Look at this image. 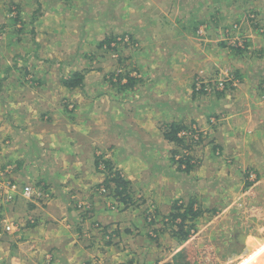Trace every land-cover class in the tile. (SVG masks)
<instances>
[{"label": "rangeland", "instance_id": "rangeland-1", "mask_svg": "<svg viewBox=\"0 0 264 264\" xmlns=\"http://www.w3.org/2000/svg\"><path fill=\"white\" fill-rule=\"evenodd\" d=\"M144 1H128L127 4L132 5L135 11H132V14H129L127 17L111 16L112 11L110 10L114 7L111 1H107L104 5V10L101 13L95 14L92 18L85 17L80 19L76 17L73 18V21H65L64 17L60 20L56 17V22L53 19L55 16L50 17L52 19L49 20V23L52 27L67 28V22L71 23V26L74 24L76 26L81 25L82 28L85 27V31L84 29L76 30L73 27H69V32L67 31L66 34H63L68 35V37L62 40L43 31L39 34V40L43 41V43H40V46L36 47L34 46L35 43L33 42L32 44V41L29 39L30 32L16 30L18 21L27 19L28 17L22 15V19H16L13 16V11L16 10V7L10 5L9 0H4V2L1 0L0 74H4L5 69H8V71L6 72L7 79L4 88L7 90L2 93V99H0V124H7L5 127L9 131V129L14 130L13 125L22 124L20 122H23V119L28 121V124H33V118H35L39 121V124H62V126L58 127L60 135L69 131L67 124H93L97 126L108 124L110 121L105 120L108 117L105 110L106 106H110V102L106 100L103 94L99 97V102L104 108L101 111L88 114L87 117L83 115L82 110L78 109L80 104L75 99L76 96L73 95L80 92V96L83 94L85 98H91V88L88 85L95 81L94 79L89 80L86 83L87 85H84L82 89L74 90L75 92L69 91L73 92V94L67 95L58 91L56 98H54V94L45 89V94L50 103L49 107L53 103L55 105L54 110L46 109L47 112L37 113L36 111L34 113L35 110L29 109L31 114L26 116V118L24 117V114L27 113V105H23L20 109L17 104L24 99V96L29 95L30 91L22 90L14 85L13 82H26L28 84V81H31L32 85L29 87L33 91H36L43 85L46 88L48 85L52 87L56 83V79L60 82L62 75L68 76L75 70H89L91 72L89 73L94 74V78L101 80V82L109 81L110 84L108 85L112 86L110 90L115 91L112 94L118 95L116 100L123 103L122 108L134 120L130 124H141V118L146 117V115H143V111L154 109L153 107H156L158 101H160V104L164 100L167 103L169 101L173 103L175 98L171 97V95H174V93H171L170 89L175 87L177 93L182 92L183 90L180 88L191 86L187 85V82L193 84V81V86H195L194 91L198 94L201 93L199 94L202 95L199 96L200 98L204 97L203 101L198 99L194 105L199 110L203 108L209 112L212 111L209 108L211 101H215L218 97L217 91L222 90L217 86V82L220 79L216 78L215 71L217 70V73H220V70H227V67L221 61L218 66H214L209 73H206V70H208L206 64L199 66L200 63L195 62L194 57L191 60L189 59L190 51L193 50L190 46L192 42L194 49L200 53L210 47V41L201 45L199 40H197H201L200 31L198 33L191 32V29H198L199 27H195L191 22H189L190 24L185 23V18H187L185 13L187 14V11L184 12V10L189 5H195L196 0H150V2H153L152 5L154 7L150 8L149 13L137 14L136 9ZM241 1L244 3V0ZM249 1L252 2L247 3ZM249 1H245L247 4L238 5L241 11H245L242 12V16H244L243 22L238 23L237 21L238 24L236 23V25L237 27H240L239 25L245 26L246 30L259 26L260 32L254 33L252 31L250 37L251 39H255V36H262L264 38V11L262 10L264 0ZM213 4L220 5V15L222 16L220 17L219 24L223 27L228 17V12L231 10L229 8L232 7V1L227 0L225 3L224 0H218V2L210 0L209 4L206 5V12ZM23 6V9L28 8L25 5ZM129 10L131 9L127 8L128 12ZM157 12L162 13V15H157ZM196 24H199V22ZM45 25L47 24L43 26ZM236 25L234 24V26ZM25 26H28L26 22ZM86 29H89V32ZM224 30L226 31L223 35L221 33V35L224 38H228L224 41L226 42L225 48H227L223 49L224 53H230V50H232L233 53L237 54L238 51L236 52L232 48L238 47L241 44L240 33L232 36L228 28H224ZM76 36H80V38H76ZM192 36H196L197 39H193ZM186 37H188L187 40ZM209 37L210 34L207 32L202 38L203 40H210L211 37ZM12 39L14 40L12 41ZM32 40L34 41L33 33ZM105 40H111L108 43L109 45L105 43ZM176 41H180L179 44ZM80 42L84 43L82 47L75 46ZM28 43L29 45H26ZM215 53L213 52L212 54ZM243 55L244 52L239 54V58L236 60L238 65L239 62L240 64H244L243 61H245L246 65L256 66V64L250 62L251 58L246 59L245 56L243 58ZM207 58L209 67L213 62L216 63L209 56ZM169 59H171L173 65L166 63ZM230 64L232 65V63ZM259 64H262V62H259ZM237 68L245 76L247 72V75H255L259 71L256 68L255 71L245 72V67L241 65ZM237 68L233 65L229 68V72L234 73ZM174 72L177 74L175 78L173 77ZM45 73L48 76L44 77ZM40 75L41 77H39ZM126 76L132 77L128 83ZM126 83L127 86H124V88L127 89V94L124 100H122L125 91L123 85ZM226 86L228 88L225 90V93L231 95L230 86L228 84ZM202 92L204 93L202 94ZM235 93L236 90H234L233 94L235 95ZM158 95H160L159 98H157ZM229 99V104H231V98ZM15 108L17 109L16 111L14 110ZM187 108L189 112H192V106H187ZM213 109L217 110L215 107ZM230 109L227 120L233 122L234 112L231 106ZM124 110H116L113 117H117L118 112L123 113ZM31 116L32 118L29 119ZM211 119H214L213 115H211ZM215 125V123L201 125L193 123L186 125V128L190 127V132L182 129L179 133L180 136L187 134V137L183 140L185 144L182 147H175L173 145L170 148L164 145L157 146V141H155V144H151L153 148L150 145L145 148L148 154H141L136 144L129 143L128 156L126 154L123 158L119 157V167L122 169L123 174L133 177L134 180L143 178L142 180L144 181H140L143 182L145 191L149 193V184L146 180L155 177L156 182H158L161 175V171L158 170L156 172V168H154L152 176L148 178L147 175L150 174L149 168L156 162L160 163L165 171L163 172L164 176L158 182L162 185L159 186V190L167 182H170L174 191H169V199H172L171 194L175 193L176 198L174 201L178 200L186 204L191 197L196 201L194 207L201 210L198 217L192 220L194 228L189 231V235L191 236V248H189L187 244H178L177 238L172 236L175 226L167 218L168 214L161 213L164 212V209L157 210L153 208L154 195L150 194L149 197H142L143 204H149V207L144 210L143 220L139 221V225L145 230L137 227L131 232L134 238L128 237V240H123V245L127 244L130 253L133 251L134 255H142L141 249L145 248L146 253L144 256L157 258L156 262H160L159 264H170L173 255L177 251L185 249L187 259L193 260V264H236L240 259V254H242L241 248L248 243V239H246V234L244 233L245 230L251 232L254 236L264 239V161L261 159L256 160V151L254 150L253 152L252 149L250 150L251 154L247 150L246 153H242V160H231V154H229L228 150H224L222 153L216 152L214 149L217 141L220 139H217V127ZM30 130L33 129L30 128ZM2 134L3 131L0 130V139L2 138ZM17 134L21 135L20 139L23 142L26 141L27 134L24 130ZM34 134L35 132L33 131L30 135L34 136ZM9 147L10 144L8 145L5 141L0 140V155L2 153L3 156L4 152H6L5 150L10 151L15 146ZM25 148L27 150L31 149L29 141L25 143ZM173 150L176 151L174 162L170 161L171 158L157 160V157L163 154L169 156L168 152H172ZM187 158H191V168L186 171L184 162ZM56 159L59 162L62 158L58 156ZM97 162L99 160H94L92 163L94 169L96 165V169L102 175H106L104 165L100 163L97 166ZM115 169H117L116 166ZM12 174L19 176L16 173ZM247 181L252 182V184L247 185ZM5 182L7 188L5 189L3 203H0V220L4 222L2 225L0 224V245L4 250L10 247L11 244L19 247V234L23 236L25 229L24 220H22L23 215L18 218L19 214L15 212L16 206L12 200H16L17 198L31 200L30 197H32L21 194L20 189L15 197L12 191H10L12 188L8 187L10 183L8 179ZM29 184L34 190L40 187L37 186L35 188L36 184L31 182ZM137 185L138 181H136L135 187H138ZM170 185L167 186L169 189ZM100 189L102 190V188ZM98 192L101 193V191ZM106 194L107 192L103 190V196ZM163 197H167L166 194H163ZM137 200L138 205H140L141 200L138 198ZM78 206L79 208H75L78 214L82 210L85 211L86 207L84 205L82 207ZM156 213L157 215H155ZM160 214H164V216L157 217ZM146 215H148V218ZM6 222H10V225L17 226L18 228L15 230V233L9 231L8 238H4V233L2 232ZM131 222L126 221L127 224ZM188 222L186 220V224H192ZM229 225L242 230L234 232L230 238L228 232ZM96 229L101 233L102 226L96 225ZM137 230H141L140 235L138 232L134 234ZM192 232H195L193 236ZM103 235L106 240H109L107 235ZM241 235L244 236L242 237ZM251 238L252 236H249V239ZM143 242L147 248L142 245ZM112 252L119 254L116 249H113ZM13 264H16V262Z\"/></svg>", "mask_w": 264, "mask_h": 264}, {"label": "crops", "instance_id": "crops-1", "mask_svg": "<svg viewBox=\"0 0 264 264\" xmlns=\"http://www.w3.org/2000/svg\"><path fill=\"white\" fill-rule=\"evenodd\" d=\"M107 1H111L114 4V7L110 10L112 11L111 16L127 17L129 14H132V11H135L132 5L127 3L128 1L136 0H9V4L16 7V10L13 11L15 15H18L16 19H22V15L28 17L27 19L18 21L16 30L30 32L29 39L32 41L31 43L33 44L34 42V46L39 47L40 43H43V41L39 40V34L43 31L54 35L60 40L68 37V35L63 34H66L67 31L69 32V27H73L76 30L84 29L85 31V27L82 28L81 25L76 26V24L71 26V23L67 22V28H62V26V29L59 26L57 28L52 27L49 23V20L52 19L50 17L55 16L53 19L56 22V17L58 20L64 17L65 21H73V18L76 17L80 19L85 17L92 18L95 14L101 13L104 10L103 8ZM204 1L196 0L195 5H189L185 8L184 12L187 11V14L185 13L187 15L185 23L190 24L189 22H191L195 27H199L198 29H191V32L198 33L200 31L201 40L197 39L196 36H192V38L199 40L201 45L210 41V47L200 53L194 49L192 42L190 46L193 50L190 51L189 59L191 60L194 57L195 62L200 63L199 66L206 64L208 66L206 73H209L214 66H218L222 61L227 70H220V73H217L216 70V78L226 80L232 91L231 95H227L225 91L222 94H218L216 100L211 101L209 108L212 111L210 112L203 108L201 111L194 105L198 99L204 100V97H199L202 96L199 95L201 93L198 94L194 91V81L193 84L187 82V85L191 86L180 88L183 90L179 92L180 94L177 93L175 87L170 89V92L174 93V95H171V97L175 98L174 102L170 103L169 101L167 103L164 100L160 104V101H158L156 107H153L154 109L143 111V115H146L147 118L142 117L140 120L141 124L136 125L130 124L134 120L122 108L123 103L116 100L118 95L112 94L115 91L110 90L112 88V86L108 85L110 82H101V80L94 78L95 75L90 74V71L85 76L84 85H87L86 83L91 79L95 80L88 85L91 88V98H85L83 94L80 96V92L73 94L74 90L77 89L69 92L70 90L59 84L58 79H56V83L52 87L48 85L46 88L43 85L36 91L30 89L29 82L28 84L26 82H13L14 85L22 90L30 91V94L24 96V99H20V103L17 104L20 109L23 105H27L28 109L27 113L24 114L25 118L31 114L29 109L35 110L34 113L36 111L37 113L47 112L46 109L54 110L55 105L53 103L49 107L50 103L45 94L46 89V91L49 90L50 93L55 95L54 98H56L58 91L67 95H75V99L80 104L78 109L82 110L83 115L86 117L88 114L101 111L104 108L99 102V97L103 94L106 100L110 102V106H106L105 110L108 116L105 120L110 122L108 124H100L99 126L93 124H67L69 131L62 135L58 131V127L62 126V124H39V121L35 118H33V124H28V121L25 119L22 120L23 122H20L22 124H10L13 125L14 130L9 129V131L5 127L7 124H0V130L3 131V136L1 135L2 138L0 140L5 141L8 145L10 144V147L15 146L10 151L5 150L6 152H4L3 156L2 153L0 155V203H3L4 200L5 189L7 188L5 180L7 179L10 182L8 187L12 188L9 190L12 191L15 197L19 193V189L21 194L32 196L30 197L31 200L22 198L12 200L16 206L15 212L19 214L18 218L23 215L22 220H24L25 229L23 236L19 234V247L11 244L10 247L4 250L0 245V264H13L14 262L16 264H128L127 261L130 258L135 259L133 264H159L160 262H156L157 258L144 256L146 253L145 248L141 249L143 256L141 254L134 255L132 250L130 253L127 244L123 245V240H128V237L134 238L131 232L137 227L145 230L139 225V221L143 220L144 210L149 207V204H143L142 197L146 198L150 194H153V208L157 210L164 209V212L161 213H165L166 215L169 213L176 195L172 193V199H169V191L172 190L170 182H167L159 190V186L162 185L158 182L164 176L163 172L165 171L160 163L156 162L149 168L150 174L147 175L148 178L152 176L154 168H156V172L158 170L161 171L158 182H156L155 177L146 180L149 184V193L144 189L142 184L143 178L134 180L133 177L123 174L122 169L119 167V157L123 158L126 154L128 156L129 143L136 144L141 154L147 153L145 148L149 145L152 147L151 144H155V141H157V146L164 145L170 148L172 144L166 141L162 135L163 127L166 125L163 123H175L184 127L193 123L199 125L215 123V127H217V139H220L216 144V152L222 153L224 150H228L229 154H231V160H242V153H246L247 150L251 154L250 150L252 149L253 152L254 150L256 151V160L261 159L264 161V38L262 36H255V39H251L250 37L252 31L259 33L260 27L246 30L245 26L239 25L240 27H237L236 25L237 21L238 23L243 22L244 16H242V12L245 11H241L239 6L249 0H244V3L241 0H231L232 7L229 8L231 10L228 12V17L223 27L219 24L220 17L222 16L220 15V5L213 4L206 12V5L209 4L210 0ZM215 1L218 2V0ZM224 1L225 3L227 2V0ZM152 3L150 0H145L136 9L137 14L149 13L150 8L154 7ZM23 5L28 8L23 9ZM127 8L131 10L128 12ZM262 10L264 11V6ZM169 11L171 10L169 9ZM156 14L162 15L159 12ZM25 22L28 26H25ZM198 22L199 24H196ZM44 24L47 25L43 26ZM66 24L64 25L66 26ZM224 28H228L232 36L240 33L241 44L239 46L242 50L238 51L237 54L233 53L232 50H230V53H224L223 49H227L225 48L226 42L224 41L228 39L222 36L226 31ZM63 30L64 32H62ZM86 31L89 32V29H86ZM207 32L210 34L211 39L203 40L202 37ZM32 33L34 41L32 40ZM76 38H80V36H76ZM187 39L188 37H186ZM179 42L176 41L178 44ZM83 44L80 42L75 46H79L80 48ZM26 45H29V43ZM213 52L216 53L212 54ZM243 52V58L244 56L246 59L251 58L250 62L256 64V66L246 65L245 61H243L244 64H240L239 62V65L245 67V72L255 71L257 68V70L259 69L257 71L258 74L247 75L248 72L246 76L241 74L242 72L237 68L239 65L236 60H238L239 54ZM208 56L216 62L210 64V67L207 62ZM171 62V59H169L166 63L173 65ZM259 62H262V64H259ZM233 65L237 68L234 73L229 72V68ZM7 71L8 69H5L4 74H0V79L5 77L2 93L7 90L4 89ZM45 76H48V74L45 73ZM176 76L177 74L174 72L173 77L175 78ZM234 90H236L235 95L233 94ZM126 94L127 89L124 91L122 100H124ZM159 97L160 95L157 96V98ZM229 98H231V104H229ZM186 105L193 107L192 112H189ZM229 105L234 112L233 122L227 120L229 118L227 116L231 110ZM214 107L217 110H214ZM14 110L16 111L17 109L15 108ZM116 110H124V112H118V116L113 117ZM211 115L214 116V119H211ZM31 118L32 116L29 119ZM30 128L33 130H30ZM23 130L27 134L25 142L20 139L21 135L17 134ZM187 130L190 131V127ZM33 131L35 132L34 136L30 135ZM27 141L31 144L30 150L25 148ZM159 153L161 154V152ZM172 154L168 152L169 156L163 154L162 156H158L157 160L171 158L170 161L174 162L175 154ZM58 156L62 158L59 162L56 159ZM94 160L112 161L114 166L120 170L121 175L131 181L133 186L132 197L136 201V205L128 204V206H124L117 199H113L107 195L103 196L98 192V188L101 186L105 175H102L96 169V165L94 169L92 164ZM14 164H20L21 169H17ZM12 173H16L19 176ZM136 181H138V187H135ZM30 182L36 184L35 188L37 186L40 187L34 190L33 187H30ZM98 185L100 186L98 187ZM169 185L170 189L167 187ZM25 188H29V191H26ZM163 194H166L167 197H163ZM137 198L141 200L140 205H138ZM154 198L157 203L154 201ZM76 205H80V207L84 205L87 210L83 211L81 209L82 211L78 214L75 210ZM162 215L164 216V214H160L157 217H161ZM152 216L154 217V215ZM146 217L148 218V215ZM126 221L132 222L127 224ZM3 223L0 220V224L2 225ZM96 225L102 226L105 229H112L114 237L106 240L104 235L98 232L99 230L96 229ZM17 229V226L13 225L12 231L14 233ZM141 230H137L134 234L138 232L140 235ZM3 233L4 238L9 237L8 233L10 232ZM136 244L139 245L138 243ZM144 244L143 242L142 245L147 248ZM113 249L118 250L119 254L112 252Z\"/></svg>", "mask_w": 264, "mask_h": 264}, {"label": "trees", "instance_id": "trees-1", "mask_svg": "<svg viewBox=\"0 0 264 264\" xmlns=\"http://www.w3.org/2000/svg\"><path fill=\"white\" fill-rule=\"evenodd\" d=\"M15 18L18 17V15H13ZM113 40V38H111ZM111 40L107 41L105 40V43L108 44L111 42ZM109 45V44H108ZM115 47V46H114ZM234 51H241L242 48L240 46L238 47H233L232 48ZM89 70H75L68 76L62 75L60 78L59 84L68 89V90H74V89H82L84 87V80L85 76ZM127 78V83L131 80L132 77ZM5 80V77L0 79V98H2V88H3V81ZM29 85H32L31 81H28ZM126 84H122L123 86H127ZM227 83L225 81V87L221 91H217V94H222L228 87L226 86ZM166 124L163 127L162 135L163 138L171 143L173 146L177 147H182L185 142L183 141L185 137H187V134H184L183 136H180L179 133L182 129L187 130L186 127L180 124H175V123H163ZM190 132L189 130H187ZM216 150V146L215 149ZM171 153L175 154L176 151L173 150ZM188 157V156H187ZM191 158H187V160L184 162L186 165L185 170H189L191 168L190 164ZM102 163L106 170L104 172L106 173L105 178L103 182L101 183V186L98 185V191H101V195H103V190L107 192V196H111L113 199H117L122 205L128 206L129 205H136V201L133 200L132 194H133V186L131 181L125 179L122 175L120 170L115 169L114 163L112 161H99L97 162V166ZM17 169H21L20 164H14ZM247 185H251L252 182L246 183ZM102 188V190L100 189ZM135 191V190H134ZM185 195V194H184ZM196 201L193 198H189V200L186 202V204H183L181 201L175 200L172 203V206L169 210V213L167 215V218L170 220L171 224L175 226L174 232H172V236L177 238V243L182 245V244H187L189 248H191L190 245V235L189 231L190 229L194 228L192 220L196 219L198 217V214L201 213V210L198 208L196 209L194 207ZM76 208H79L78 205H76ZM79 210V209H78ZM87 210V209H85ZM186 220L189 221L188 223L192 224H186ZM189 227V228H188ZM187 228V230H185ZM129 230V229H127ZM101 233L105 234L108 236V238H113L114 237V231L112 229H105L102 227ZM195 232H192V236L194 235ZM195 238V237H194ZM184 250V252H182ZM181 249L177 251L170 262V264H193L194 261L187 259L185 249ZM135 262V259L130 258L127 263L128 264H133Z\"/></svg>", "mask_w": 264, "mask_h": 264}, {"label": "clouds", "instance_id": "clouds-1", "mask_svg": "<svg viewBox=\"0 0 264 264\" xmlns=\"http://www.w3.org/2000/svg\"><path fill=\"white\" fill-rule=\"evenodd\" d=\"M242 229L238 227L228 226L229 237L233 235L234 232L241 231ZM246 234V239H248L247 245H244L241 250L240 259L237 264H264V239L252 235L249 231H244ZM249 236H252L249 239Z\"/></svg>", "mask_w": 264, "mask_h": 264}, {"label": "built area", "instance_id": "built-area-1", "mask_svg": "<svg viewBox=\"0 0 264 264\" xmlns=\"http://www.w3.org/2000/svg\"><path fill=\"white\" fill-rule=\"evenodd\" d=\"M225 81L226 80H219L217 82V86L220 88V89H223L224 86H225ZM26 191H29V188H25ZM12 228L13 226L10 225V223H5L4 224V228H3V232H9V231H12ZM0 237H1V234H0Z\"/></svg>", "mask_w": 264, "mask_h": 264}, {"label": "water", "instance_id": "water-1", "mask_svg": "<svg viewBox=\"0 0 264 264\" xmlns=\"http://www.w3.org/2000/svg\"><path fill=\"white\" fill-rule=\"evenodd\" d=\"M242 237L244 236V235H241Z\"/></svg>", "mask_w": 264, "mask_h": 264}]
</instances>
